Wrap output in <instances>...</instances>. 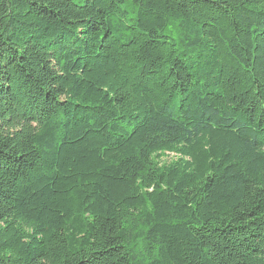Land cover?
<instances>
[{
  "label": "trees",
  "instance_id": "trees-1",
  "mask_svg": "<svg viewBox=\"0 0 264 264\" xmlns=\"http://www.w3.org/2000/svg\"><path fill=\"white\" fill-rule=\"evenodd\" d=\"M0 264H264V0H0Z\"/></svg>",
  "mask_w": 264,
  "mask_h": 264
},
{
  "label": "rangeland",
  "instance_id": "rangeland-1",
  "mask_svg": "<svg viewBox=\"0 0 264 264\" xmlns=\"http://www.w3.org/2000/svg\"><path fill=\"white\" fill-rule=\"evenodd\" d=\"M174 158H175V156H171V155H168V156H166L164 159H163V161H165V162H171V161H173L174 160Z\"/></svg>",
  "mask_w": 264,
  "mask_h": 264
}]
</instances>
